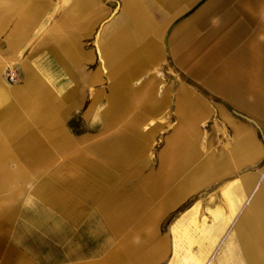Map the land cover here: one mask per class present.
Segmentation results:
<instances>
[{
    "label": "crops",
    "instance_id": "obj_1",
    "mask_svg": "<svg viewBox=\"0 0 264 264\" xmlns=\"http://www.w3.org/2000/svg\"><path fill=\"white\" fill-rule=\"evenodd\" d=\"M191 218L264 264V0H0V264H192Z\"/></svg>",
    "mask_w": 264,
    "mask_h": 264
},
{
    "label": "bare ground",
    "instance_id": "obj_2",
    "mask_svg": "<svg viewBox=\"0 0 264 264\" xmlns=\"http://www.w3.org/2000/svg\"><path fill=\"white\" fill-rule=\"evenodd\" d=\"M155 71L156 70H153V72H155ZM192 218L188 222H185V220H184L185 218L183 219V221H181V225L183 227V230L186 231L185 235H188L196 227V226H194V221ZM202 229H203L202 237H197V238L194 237V238L188 240L187 244H186L188 247L189 246L192 247L194 245L197 246V251L193 253L194 259H196L198 257L200 258V254H201L200 250H203V249H206L207 247H209L211 245V243L214 241L215 237L217 236V234L219 233V230H220V228H216V227L204 228V225H203ZM183 237H185V236H183Z\"/></svg>",
    "mask_w": 264,
    "mask_h": 264
},
{
    "label": "rangeland",
    "instance_id": "obj_3",
    "mask_svg": "<svg viewBox=\"0 0 264 264\" xmlns=\"http://www.w3.org/2000/svg\"><path fill=\"white\" fill-rule=\"evenodd\" d=\"M97 49H98V53L101 55V53H102V50L100 49V47H97ZM102 58H101V56H100V60H101ZM101 63H102V61H101ZM155 73H156V71H155ZM154 72L153 73H151V74H155ZM130 101H131V99H130ZM129 101V102H130ZM149 124L148 125H146V126H143V128L144 129H146V130H148L149 131V129H151V128H153L154 127V125H152L153 123H154V120L153 119H150L149 121ZM162 134V133H161ZM159 146H160V141H158L157 140V142H155V143H152V144H150V150L154 153L158 148H159ZM213 200L214 199H210L209 200V202H208V204L207 205H212L214 202H213ZM212 208H214V207H212ZM211 208V209H212ZM209 211H210V208H209ZM210 214H211V211H210ZM209 214V215H210ZM184 216V215H183ZM179 221V220H178ZM177 221V222H178ZM215 220L213 219V222H214ZM203 223H204V220L202 221ZM204 228H210L209 226H207L205 223H204ZM202 230L201 229H199V230H195V231H192V232H190L188 235H186L185 237H182V235H179V233L177 234V238H178V240L181 242V245L183 246V247H186V249H187V241L188 240H190V239H192V238H194V237H196L200 232H201ZM189 236V237H188ZM184 241V242H183ZM214 251H215V249L210 253V255L206 258V260L205 261H203L202 263H200V264H210L211 263V259L213 258V256H214ZM187 252H188V249H187ZM187 257L189 258V259H191V255L189 254V252H188V255H187ZM215 260H216V254H215V256H214V258L212 259V261H214L215 262ZM191 261H192V259H191ZM199 262H193L192 261V264H198Z\"/></svg>",
    "mask_w": 264,
    "mask_h": 264
},
{
    "label": "built area",
    "instance_id": "obj_4",
    "mask_svg": "<svg viewBox=\"0 0 264 264\" xmlns=\"http://www.w3.org/2000/svg\"><path fill=\"white\" fill-rule=\"evenodd\" d=\"M6 78L9 82H14L17 79L16 73L14 70H10L6 74Z\"/></svg>",
    "mask_w": 264,
    "mask_h": 264
}]
</instances>
